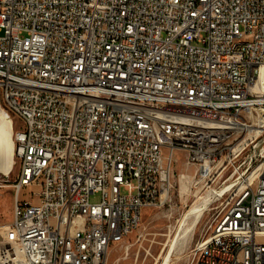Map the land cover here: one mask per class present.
I'll return each mask as SVG.
<instances>
[{
	"label": "built area",
	"instance_id": "built-area-1",
	"mask_svg": "<svg viewBox=\"0 0 264 264\" xmlns=\"http://www.w3.org/2000/svg\"><path fill=\"white\" fill-rule=\"evenodd\" d=\"M263 66L264 0H0V94L20 121L0 264H107L167 201L177 151L192 180L238 179L189 264H264Z\"/></svg>",
	"mask_w": 264,
	"mask_h": 264
},
{
	"label": "rangeland",
	"instance_id": "rangeland-1",
	"mask_svg": "<svg viewBox=\"0 0 264 264\" xmlns=\"http://www.w3.org/2000/svg\"><path fill=\"white\" fill-rule=\"evenodd\" d=\"M0 105L3 101L0 94ZM14 121V142L16 131L20 128V121L11 115ZM174 163V174L172 177L171 191L167 201L157 207L146 208L142 214L139 228L132 232L124 241L111 246L107 256V264H163L168 259V264H189L194 253L196 244L206 234V226L216 211L219 200L217 197L225 190L222 186L212 181L193 179L195 167L185 163L184 154L177 151ZM248 153L232 160L238 165ZM230 162V161H229ZM230 162V164L232 163ZM258 162L254 160L250 173L256 168ZM19 170L18 162L11 173H0V247L14 245L15 232L13 229V205L15 190L13 183ZM188 177L180 179V174ZM235 175L230 180H235ZM229 180V181H230ZM225 182L224 184L228 183ZM221 186V187H220ZM216 191L214 202L206 209L193 234L183 241L182 234L187 227L188 221L185 217L187 211L201 203L212 191ZM30 190L23 189L21 197H29ZM99 194L91 195V201H98ZM35 202H37L35 200ZM190 221V219H189ZM183 223V225H182ZM8 230V231H7ZM10 231V232H9ZM7 242V243H5ZM177 243V244H176Z\"/></svg>",
	"mask_w": 264,
	"mask_h": 264
},
{
	"label": "bare ground",
	"instance_id": "bare-ground-1",
	"mask_svg": "<svg viewBox=\"0 0 264 264\" xmlns=\"http://www.w3.org/2000/svg\"><path fill=\"white\" fill-rule=\"evenodd\" d=\"M257 89L261 95H264V66L262 67L259 75ZM257 110L259 112H264V107H257ZM249 130L258 131L256 127H251L249 128ZM14 133V121L11 115L7 114L0 105V173L3 174L11 173L16 164ZM249 175H252V172ZM237 180L238 179L230 180L228 183L223 184L222 186H226L225 188H223V190H225L223 194L231 189L237 183ZM215 193V190L210 192L204 199H202L203 201H201V203L195 205L193 208L187 211L185 220L188 221V224L182 234L183 241H186V239H188L193 234L202 218V215L210 206L211 202H214L216 198ZM16 255H19L18 251L16 252ZM163 264H168V259L165 260Z\"/></svg>",
	"mask_w": 264,
	"mask_h": 264
}]
</instances>
